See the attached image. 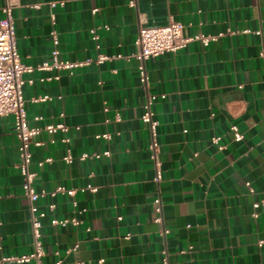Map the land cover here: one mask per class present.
Segmentation results:
<instances>
[{
    "label": "crops",
    "instance_id": "obj_1",
    "mask_svg": "<svg viewBox=\"0 0 264 264\" xmlns=\"http://www.w3.org/2000/svg\"><path fill=\"white\" fill-rule=\"evenodd\" d=\"M13 19L32 69L28 123L41 129L34 188L41 210L56 205L41 219L44 264H264V209L254 207L264 199V0H17ZM155 21L214 40L146 61L145 87L135 40ZM54 49L59 61L89 64L41 70ZM148 96L158 167L141 119ZM57 124L66 130H45ZM13 126L0 117V264H35L18 260L33 252V235ZM59 187L74 195H52ZM53 217L77 224L53 226Z\"/></svg>",
    "mask_w": 264,
    "mask_h": 264
},
{
    "label": "built area",
    "instance_id": "obj_2",
    "mask_svg": "<svg viewBox=\"0 0 264 264\" xmlns=\"http://www.w3.org/2000/svg\"><path fill=\"white\" fill-rule=\"evenodd\" d=\"M4 6L2 11L5 15V18L0 25V117H12L13 118V132L17 138V148H18V161L15 165L16 169L20 172L23 177V194L27 198L29 203V211L31 215V230L33 235V252L25 257L18 259L20 262H30L34 261L35 264H44L42 258L45 255L42 243V222L41 219L45 218L47 214H53L56 210V205L51 203L47 206V210H41L39 208L38 201L42 196V193H39L34 188L35 182V173L30 170V165L32 162V152L31 146L38 145L34 142V138L41 132V129L32 128L29 126L27 112H26V102L23 96V86L26 83L24 75L31 72V68L24 65L21 62L20 56L17 52L16 47V34H15V25L13 19V10L17 6V0H3ZM183 25L178 22H171L167 26L163 27H141L139 29L138 36L135 40V45L137 47V52L134 54V57L138 61V71L139 77L142 85L147 87L148 81V72L146 69V61L154 59L165 53H176L178 50L185 48L189 43L194 41L201 42L204 46H207L214 40L212 37H207L199 35L196 37H185L183 34ZM90 33L92 38L97 41L98 36L95 29H91ZM50 37L53 41V44L57 46L58 44V33L56 30H53L50 33ZM264 57V45L260 53ZM53 61L52 63L45 62L39 68L41 70L45 69H60V70H73L77 67L89 64V61L85 63H77L70 61H59L58 60V51L54 49L52 51ZM107 57L99 56L96 59V63H102ZM47 97L38 100H45ZM156 100L155 96H148L147 101L144 104V113L141 117L142 121L148 125L151 134L152 142L150 144V158L158 167L157 162V153L159 145L154 140L156 136V129L158 122L155 119V113L153 111V104ZM58 129L66 130L65 125H47L45 130L52 134ZM231 131L234 133L236 140H240L242 135L239 133L236 126L231 127ZM103 138H109L108 135H102ZM216 139L215 141H217ZM108 152H105L103 155H108ZM88 157L83 155L82 158ZM94 158H100L101 155L94 154ZM68 163H71L73 157L68 155L64 158ZM50 162V159L47 160ZM159 173L157 180H159ZM250 191L253 192L251 185L248 183ZM57 192L65 193L68 196H73V190H67L64 187H59L52 195H55ZM156 204V213L158 217L156 218L157 222H161V200L159 198L155 199ZM255 208L264 209V199L260 202L254 204ZM51 225L56 226H66L69 223L77 224L75 219L72 220H58L53 217L50 221ZM163 264H169L167 257L163 258ZM56 264H60L57 262Z\"/></svg>",
    "mask_w": 264,
    "mask_h": 264
},
{
    "label": "water",
    "instance_id": "obj_3",
    "mask_svg": "<svg viewBox=\"0 0 264 264\" xmlns=\"http://www.w3.org/2000/svg\"><path fill=\"white\" fill-rule=\"evenodd\" d=\"M169 24L168 21H155L154 23L148 24L147 27H163V26H167Z\"/></svg>",
    "mask_w": 264,
    "mask_h": 264
}]
</instances>
